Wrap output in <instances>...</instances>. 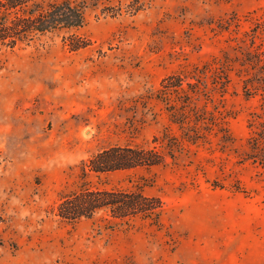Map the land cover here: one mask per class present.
Returning <instances> with one entry per match:
<instances>
[{"label": "rangeland", "instance_id": "obj_1", "mask_svg": "<svg viewBox=\"0 0 264 264\" xmlns=\"http://www.w3.org/2000/svg\"><path fill=\"white\" fill-rule=\"evenodd\" d=\"M140 1L88 7L77 50L63 31L0 50V264H264V0ZM113 145L162 160L80 176ZM83 182L159 214L60 220Z\"/></svg>", "mask_w": 264, "mask_h": 264}, {"label": "trees", "instance_id": "obj_2", "mask_svg": "<svg viewBox=\"0 0 264 264\" xmlns=\"http://www.w3.org/2000/svg\"><path fill=\"white\" fill-rule=\"evenodd\" d=\"M88 7H99L107 16L134 14L142 8L140 0H0V50L30 45L43 36L63 31L62 43L70 50L88 44L77 32L86 22ZM264 69V66H263ZM182 78L170 74L161 81L162 87H180ZM162 156L151 148L113 145L91 154L80 165L81 177L115 170L150 166L160 163ZM160 200L141 190L93 187L83 182L78 189L61 195L55 214L65 222L74 223L107 210L112 223H120L135 215L158 216Z\"/></svg>", "mask_w": 264, "mask_h": 264}]
</instances>
